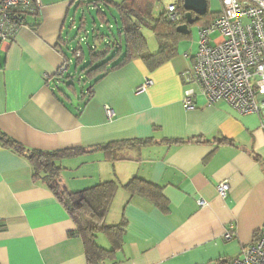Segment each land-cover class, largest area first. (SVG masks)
<instances>
[{
    "label": "crops",
    "instance_id": "1",
    "mask_svg": "<svg viewBox=\"0 0 264 264\" xmlns=\"http://www.w3.org/2000/svg\"><path fill=\"white\" fill-rule=\"evenodd\" d=\"M215 4L208 0L219 14ZM70 5L43 0L15 39L0 43V130L31 150L84 149L61 161L69 192L135 178L161 188L165 210L118 190L107 217L124 235L114 264H226L239 257L264 226V115H242L225 102L210 106L200 94L196 109L186 110L192 86L183 73L198 49L182 44L154 71L138 59L114 70L111 64L96 85L86 78L82 93L92 86L94 93L83 97L70 76L55 77L64 63L70 71L63 37ZM96 36L102 49L106 42ZM148 49L157 53L158 42ZM223 181L230 183L225 198L218 193ZM75 229L53 192L34 181L27 158L0 143V264H88L83 241L70 236ZM227 233L231 241L224 240Z\"/></svg>",
    "mask_w": 264,
    "mask_h": 264
},
{
    "label": "trees",
    "instance_id": "2",
    "mask_svg": "<svg viewBox=\"0 0 264 264\" xmlns=\"http://www.w3.org/2000/svg\"><path fill=\"white\" fill-rule=\"evenodd\" d=\"M91 2L96 5H114L112 0H93ZM181 2L182 5L177 7L181 19L177 23L167 22L165 12H162L159 17H155L153 5L147 0H129L127 3L114 5L122 18L118 42H113L112 47L115 49L107 46V50L104 52L96 53V48H90L91 60L83 70L86 71V78L93 80L94 85H96L108 75V68L111 64H113L111 70H114L127 62L138 59L142 60L149 70L154 71L174 58L177 55L179 42L191 36V34L185 36L177 32L179 26L187 23L183 0ZM218 16L219 14H213L208 10L207 15L197 23H200V27L207 26ZM103 21H106L105 16ZM145 30L151 31L159 44V50L155 54L149 52L147 38L144 34ZM96 37V39L99 38V36ZM103 39H105L104 36ZM110 52H112L110 57H107ZM93 93V86L88 87L82 96L92 97ZM0 143L27 158L33 169L34 181L46 185L63 205L76 227L70 236L80 238L83 241L88 264L113 262L116 254L122 248L124 236L122 225L114 226L107 223L112 202L120 188L130 192L131 195L140 194L149 198L161 210H165L167 207V201L161 188L138 178L131 180L126 185H120L117 181H109L82 192H69L62 186L63 168L61 161L67 157L85 154L84 149L55 152L31 150L12 140L1 130ZM124 146L127 144H111L102 149L113 152V150ZM99 236H104L109 240L110 250L99 244Z\"/></svg>",
    "mask_w": 264,
    "mask_h": 264
},
{
    "label": "built area",
    "instance_id": "3",
    "mask_svg": "<svg viewBox=\"0 0 264 264\" xmlns=\"http://www.w3.org/2000/svg\"><path fill=\"white\" fill-rule=\"evenodd\" d=\"M220 1L219 16L199 29L193 65L183 73L184 83L192 86L185 94L184 107L195 110L200 94L210 106L225 102L242 115H264V0ZM42 7L43 0H0V43L13 41L26 17ZM164 12L169 23L181 19L176 5H169ZM215 33L219 36L213 39ZM67 71L64 63L55 77L63 78ZM146 86L148 83L142 90ZM106 113L113 116L108 107ZM229 190V181L218 186L221 198ZM205 205L199 201L200 207ZM232 239L231 233L225 234V241ZM226 264H264V226L253 244Z\"/></svg>",
    "mask_w": 264,
    "mask_h": 264
},
{
    "label": "rangeland",
    "instance_id": "4",
    "mask_svg": "<svg viewBox=\"0 0 264 264\" xmlns=\"http://www.w3.org/2000/svg\"><path fill=\"white\" fill-rule=\"evenodd\" d=\"M70 6L68 9V14L65 19V26L63 29L64 40L67 41V45L64 50L68 57L70 63V71L65 74L66 79L70 76L71 83L75 85V89L79 94L82 93V87H85L86 77L84 75V69L88 63H90V48H96V51H106L107 46H112V43L117 41L119 29L122 27V18L121 14L114 5H121L127 3L129 0H112L113 4L106 6L105 4H94L93 0H69ZM150 4L153 5V15L159 17L162 12L168 8L169 5H176L177 7L182 5L181 0H147ZM216 4L221 6L220 0H215ZM212 1V8H213ZM210 12L213 13L211 10ZM104 16L106 21H103ZM83 28V29H81ZM199 28L200 23H196L191 27L192 35L183 39L179 42L178 45H186L189 50L196 51L198 49L197 42L199 37ZM96 33L99 37L104 36L105 39L100 41H105L106 43H101L102 49H99V45H96L94 42L93 35ZM144 34L149 43L151 51H154L157 47V40L153 33L149 30H145ZM102 35V36H101ZM219 35L215 33L213 39L217 38ZM113 48V47H112ZM111 48V49H112ZM81 57L82 52L84 53L85 58L79 59L75 55ZM113 52V50H112ZM111 52L107 54L110 56ZM85 59V61H84ZM77 78V80H76ZM76 80V81H74ZM107 223H109L107 221ZM102 244L106 246V249H111V244L108 239L104 236L100 238Z\"/></svg>",
    "mask_w": 264,
    "mask_h": 264
},
{
    "label": "water",
    "instance_id": "5",
    "mask_svg": "<svg viewBox=\"0 0 264 264\" xmlns=\"http://www.w3.org/2000/svg\"><path fill=\"white\" fill-rule=\"evenodd\" d=\"M183 9L186 12V24L177 28L181 35L188 36L191 34L190 28L208 13V0H183Z\"/></svg>",
    "mask_w": 264,
    "mask_h": 264
}]
</instances>
